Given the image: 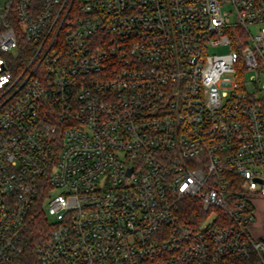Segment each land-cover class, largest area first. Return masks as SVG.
<instances>
[{
	"label": "built area",
	"instance_id": "2783aa9c",
	"mask_svg": "<svg viewBox=\"0 0 264 264\" xmlns=\"http://www.w3.org/2000/svg\"><path fill=\"white\" fill-rule=\"evenodd\" d=\"M263 92L264 0H0V264H264Z\"/></svg>",
	"mask_w": 264,
	"mask_h": 264
},
{
	"label": "trees",
	"instance_id": "16d2710c",
	"mask_svg": "<svg viewBox=\"0 0 264 264\" xmlns=\"http://www.w3.org/2000/svg\"><path fill=\"white\" fill-rule=\"evenodd\" d=\"M264 112V108H263ZM41 200L31 211L29 220L23 230L22 237L25 245L24 264H37L36 246L42 241L49 238L51 226L47 215L39 207Z\"/></svg>",
	"mask_w": 264,
	"mask_h": 264
},
{
	"label": "rangeland",
	"instance_id": "374dc122",
	"mask_svg": "<svg viewBox=\"0 0 264 264\" xmlns=\"http://www.w3.org/2000/svg\"><path fill=\"white\" fill-rule=\"evenodd\" d=\"M228 50L227 47H222V48H216L213 49V53H224ZM251 89H253V84L249 86ZM259 96H262L264 98V92L259 94ZM259 207H260V217H261V222L260 226L258 227V235L263 236L264 239V200L259 202Z\"/></svg>",
	"mask_w": 264,
	"mask_h": 264
}]
</instances>
